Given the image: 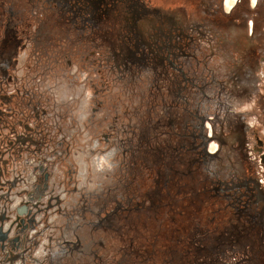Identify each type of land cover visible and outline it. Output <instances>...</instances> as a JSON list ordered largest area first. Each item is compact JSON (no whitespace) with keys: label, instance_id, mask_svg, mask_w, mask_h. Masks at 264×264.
I'll list each match as a JSON object with an SVG mask.
<instances>
[{"label":"rangeland","instance_id":"1","mask_svg":"<svg viewBox=\"0 0 264 264\" xmlns=\"http://www.w3.org/2000/svg\"><path fill=\"white\" fill-rule=\"evenodd\" d=\"M210 1L194 0L186 7L187 22L183 17L182 23L186 35L197 26L205 31L207 37L214 38L205 16L212 10ZM45 2L0 0L5 11L12 10L22 21L32 23V27L23 28L32 39L27 49L19 54V66L22 68L19 72L26 74L28 62L31 67H36L30 57H37L39 61L53 55L61 58L59 56L67 50L74 56L77 50L85 55L79 58L67 54L61 58L64 66L69 62L72 66L77 65V75L68 77V68H56L64 78L48 95L50 106H55L58 115L55 124L62 128V133L58 131L60 135L64 133L66 142L60 145L61 149L52 150L55 146L49 153L51 163H58V170L65 173L62 184L53 188L55 191L61 189L64 199L61 202L62 214L56 217L57 212L51 211L47 216L44 232L37 240L38 245L34 246L31 262L27 264L45 263L44 259L50 256L59 259L60 264H77L78 260H90L88 264H158L168 227L175 226L180 232L191 228L192 221L196 220L192 227L209 228L217 220L214 213L218 207L220 217L226 216L227 220L222 219V227L213 229L212 234L217 238L215 243L211 235L207 236V242H202L204 252L199 254V251L195 257L198 264H264V201L248 203L244 198L239 205L238 199H234L238 194L224 198L221 192L196 190L191 193L186 185L199 189L202 184V178L197 177L198 171L194 169V177L188 176L187 181L188 177L183 175L185 163L181 159L175 166L179 170L174 174L177 183H171L169 178L172 175L167 168L168 159L180 149L178 137L188 131L183 128L184 114L180 112L179 117L175 116L177 105L181 109L182 105L184 109L187 106L190 110L193 102L201 101L202 105L210 107L211 113L219 108V103L227 110L235 108L237 112L248 115L246 121L251 133L256 132L264 141V64L255 83L244 82V92H251L247 99L234 98L228 91L219 96L213 88L205 89L203 95L196 94V91L192 95L186 94L179 92L177 87L181 88L183 84L180 78L177 84H169V81H160L157 74L149 72L140 79V76L130 74H135L137 68L131 63L128 64L129 69L114 70V65L109 66V47L100 38L97 48H90L83 42L87 40L83 33L52 32L54 29L50 30L47 23H40L55 9L52 0L47 5ZM157 4L163 8L167 6L162 1ZM258 10L254 39L261 42L264 41V0H258ZM51 20L50 23L60 25V19L51 17ZM223 27L232 39L234 28L230 25ZM81 41L85 49L79 47ZM41 67L42 61L35 70ZM109 67L113 70L109 71ZM193 67H189L190 71L196 72ZM206 82L209 81L204 80ZM49 110L52 111L51 108ZM49 126L51 131H56L51 124ZM51 145H56L55 139ZM177 146L179 148L175 150ZM140 152L152 153L143 155L158 158V164L146 157L142 165L137 159L138 156L143 157ZM258 171L264 175V166ZM236 207L238 211H235ZM107 214L109 221H101ZM211 218H215L214 221ZM216 229L217 232L214 231ZM182 237L183 234H179L178 240ZM90 238L96 243V249H93L98 259L94 253L85 252L91 245ZM64 241L70 245L69 249L63 247ZM74 245L77 248L72 250Z\"/></svg>","mask_w":264,"mask_h":264},{"label":"flooded vegetation","instance_id":"2","mask_svg":"<svg viewBox=\"0 0 264 264\" xmlns=\"http://www.w3.org/2000/svg\"><path fill=\"white\" fill-rule=\"evenodd\" d=\"M161 1L167 6L163 8L161 4H157ZM193 1L52 0L54 11L45 17L46 20H40V23H47L50 30L54 29V33L60 30L64 33H83L87 38L83 42L90 45V48H97L96 44L100 38V41L109 47V66L114 65V70L127 69L130 63L136 64V73L130 74L140 76V79L146 77L149 72H154L160 81H169V84H177L180 78L183 84L181 88L177 86L179 92L192 95L193 91H196V94L203 95L205 89L209 91L213 88L219 96L228 91L234 98L247 99L251 92H244V82L255 83L260 67L264 64V41L254 39L259 18L258 0H232L230 6L227 5V0H211L209 7L212 10L205 16L214 38L207 37L205 31L197 26L189 35L183 32V17L185 22L188 17L185 9ZM46 2L45 5L49 0ZM51 17L60 19V25L50 23ZM226 25L234 28L236 34L234 33L232 39L223 30ZM24 27L30 28L32 23L27 24L19 18L18 13H13L12 10L7 12L0 6V216L5 214L11 221L16 218L25 221L20 229L11 230V242L0 252V264L31 262L34 246L38 245V237L42 234L41 229L37 230V227L42 225L38 216L44 214L47 219L49 211H59V214H62L61 202L64 195L61 194V189L55 191L53 188L62 184L65 173L58 170V163H51L49 153L55 146L52 150L61 149L60 145L66 142L64 133L60 135L62 128L55 124L58 115L55 106H50L48 95L52 88H55V84L57 86L58 81L64 78L63 73L56 68H68V77L77 75V65L72 66L69 62L64 66L61 58L64 59L67 54L79 58L85 56L81 50H77L75 56L67 50V53L59 56L61 58L53 55L43 59L40 57L39 61L37 57H30L36 67H31L28 62L25 68L27 72L20 79L19 54L27 49V44L32 39L23 30ZM183 38L185 39L182 41ZM84 44L82 41L78 43L80 48L85 49ZM41 61L42 67L35 70ZM211 64L213 68L210 67ZM191 65L196 72L190 71ZM113 69L109 67V71ZM111 74L109 72V75ZM204 80L209 82L204 83ZM242 94L244 96H241ZM252 96L256 98L255 93ZM202 104L201 101L193 102L190 110L187 106L184 109L185 106L182 105L184 111L179 105L176 107L178 110L175 108L176 117H179L180 112L184 114L183 128L188 131L178 137V140H181L180 149L168 159L167 168L172 175L170 182L177 183L174 174L179 170L175 166L182 159L185 163L183 175L193 178L196 169L199 173L197 177L202 178L199 189L186 185L187 189L192 190L191 193L196 190L221 192L224 198L238 194L240 197L234 199H238L239 205L244 198L248 203L263 202L264 175L259 174L258 169L264 166V141L256 132L251 133L246 121L248 115L237 112L235 108L227 110L221 103L219 108L214 107L213 109L217 110L211 113L210 107ZM172 122L176 121L172 119ZM49 124L56 131H51ZM54 139L56 145L53 146L51 143ZM179 146L175 147V150ZM143 154L152 153H139ZM146 157L138 156L137 159L143 165L148 158ZM148 161L158 164L159 159L148 158ZM22 167L23 171L19 172ZM8 182L12 183V186L8 185ZM20 187L23 189L16 192ZM238 209L236 207L235 211ZM30 211L29 217L19 216L20 212ZM219 211L221 210L218 207L214 213L215 216L217 214L218 221L212 223L209 228L192 227L196 220L191 223L192 229L189 227L179 232L175 226L168 227L162 257L160 260L157 258L159 261L156 262L186 264L189 261L191 264H198L195 257L204 252L202 242H207L211 235L212 240L214 239L212 242L215 243L217 238L212 234L213 229L222 227V219L227 220L226 216L220 217ZM31 218L32 224H27ZM234 219L237 220L236 217ZM101 221L108 222L109 214ZM214 231L217 232L218 229ZM179 234H183L180 240ZM90 244L85 252L94 253L98 259L94 239L90 238ZM62 245L69 249L67 241ZM76 248L74 245L72 250ZM54 257L50 256L44 259L45 263L42 261L39 264H60L59 259Z\"/></svg>","mask_w":264,"mask_h":264},{"label":"water","instance_id":"3","mask_svg":"<svg viewBox=\"0 0 264 264\" xmlns=\"http://www.w3.org/2000/svg\"><path fill=\"white\" fill-rule=\"evenodd\" d=\"M7 184L12 186V183L8 182ZM8 190L10 191V189ZM21 215H26L29 217L31 215V211L24 212V213L20 212L19 216ZM32 222L33 220L31 218L30 220H28L27 224H32ZM24 224H25L24 220H20L19 218H16L15 220L11 221L10 218H8L5 214H1L0 216V252H2L5 249V247L11 242V238H9L11 230L13 228L20 229V227ZM25 227L27 228V226ZM15 240L16 239H14V241Z\"/></svg>","mask_w":264,"mask_h":264},{"label":"crops","instance_id":"4","mask_svg":"<svg viewBox=\"0 0 264 264\" xmlns=\"http://www.w3.org/2000/svg\"><path fill=\"white\" fill-rule=\"evenodd\" d=\"M20 70H22V68L20 69ZM23 75H24V73L21 71V72H18V77L20 78H22L23 77ZM20 78V79H21ZM54 90V88H52V91ZM45 97V96H44ZM23 169H24V167H22L20 170H19V172H22L23 171ZM23 189V187H20V189H16V192H18L19 190H22ZM55 213V212H54ZM49 214H50V211H49ZM54 216H56V217H59L60 216V214H59V211H58V213H56V215H54ZM39 218H40V220L42 221V225H39L38 227H37V230H39V229H41L40 230V232H42V234H43V232H44V227H43V225H45V223H46V219H45V215L44 214H41V215H39L38 216ZM38 218V219H39ZM42 226V227H41ZM41 234V235H42ZM40 238L38 237V240H39ZM79 258H81V257H79ZM78 258V259H79ZM87 262H89V263H91L90 262V260H85V261H82V260H78V262H77V264H88ZM42 264V263H41Z\"/></svg>","mask_w":264,"mask_h":264},{"label":"bare ground","instance_id":"5","mask_svg":"<svg viewBox=\"0 0 264 264\" xmlns=\"http://www.w3.org/2000/svg\"><path fill=\"white\" fill-rule=\"evenodd\" d=\"M255 1V0H253ZM232 3V0H227V5L230 6V4Z\"/></svg>","mask_w":264,"mask_h":264}]
</instances>
